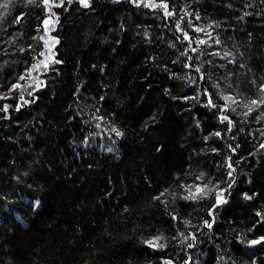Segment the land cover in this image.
Instances as JSON below:
<instances>
[{
	"label": "trees",
	"instance_id": "16d2710c",
	"mask_svg": "<svg viewBox=\"0 0 264 264\" xmlns=\"http://www.w3.org/2000/svg\"><path fill=\"white\" fill-rule=\"evenodd\" d=\"M4 3L0 264H264V0Z\"/></svg>",
	"mask_w": 264,
	"mask_h": 264
},
{
	"label": "snow or ice",
	"instance_id": "6c2138e0",
	"mask_svg": "<svg viewBox=\"0 0 264 264\" xmlns=\"http://www.w3.org/2000/svg\"><path fill=\"white\" fill-rule=\"evenodd\" d=\"M32 2H34V0H29V3H32ZM68 2L71 3L72 0H68ZM79 2L84 7H88V5H89V0H79ZM41 3L47 7L50 4V0H41ZM149 4L152 7H156L157 6V5L153 4V3H151V0H149ZM7 6H8L7 3L0 4V7H2V8H7ZM57 6H59V5H57ZM161 6H163L166 9V15L171 16L173 14L172 12L167 11V7H168L167 4H163ZM19 20H20V17H17V21H19ZM49 22L50 21L48 19H45L43 21L45 26H47L49 24ZM177 27H178V30H179V25ZM46 31H47V29H46ZM194 31L200 32V31H203V29L196 28V29H194ZM40 39L43 40L44 37H40ZM184 39L185 40H189L190 39L188 33H184ZM47 43H48V41L45 40V44L46 45H47ZM198 43L199 44H204V43H206V41L199 40ZM217 43H219V41H217ZM52 46L54 47V44ZM50 50L51 49H49V51ZM41 55H43V53H41ZM225 55H228V54L225 53ZM55 62L59 63L60 61L57 60ZM40 63H41V65H43V67H45V68L48 67V63H46L44 61H41ZM37 67H38V65H33V69L32 70H35ZM197 71H199V69H197ZM21 79H24V77L22 76ZM18 87H20V85H18V84L13 85V88H18ZM10 91H11V89H10ZM259 91L261 93H264V84H260L259 85ZM222 98L225 101V105L221 108L222 112L228 111L231 108L232 104L239 105L241 103L240 101L236 100L235 98H233L231 96H224ZM208 103L210 105H212L213 107L216 106L211 99H209ZM261 106H264V95H261L258 98L251 99L250 101L244 103L243 107H245L247 110L243 113V115L244 116H248L250 113H252L253 111H255L257 108H259ZM4 110L5 111L7 110V106H5ZM231 110L235 111L234 108H231ZM220 119L222 121H228L229 126H231L232 121L229 119L228 116H226V115L221 116ZM258 119H259V117H258ZM97 127H99V125H97ZM111 131L115 132L116 135H121V133L115 128H112ZM216 135H219V133H216ZM260 147L264 148V143H262L260 145ZM213 151H215V149ZM228 167L231 168L232 165L229 164ZM231 175H232V173L229 172V176H231ZM196 179L197 180H202L203 179V174H201V176L196 177ZM210 183L211 182L209 181L208 183H204V184L181 185V187L184 188L185 192L187 193V195H184L182 197V199L195 201V200L207 197L210 192L215 191L216 192V205H219V204L223 203L224 200H223L222 193H223L224 190L223 189H218L216 186L209 187ZM193 189H195V190L193 191ZM166 193H168V189H164L162 192L159 193V195L154 196L153 199L154 200H159L162 204H166V201L161 199V197H164L166 195ZM173 195H175V194H173ZM246 198H250V197H246ZM216 205H214V207ZM257 215H260V213H257ZM176 218L177 217L173 216L174 220ZM206 226L209 227V228L212 227V225L210 223H207V222H206ZM162 240H163L162 236H154L151 239L145 240L143 242L147 246L152 247V248H163V247H165V244L161 243ZM262 241H264V237H261V238H259L257 240H252L249 243L251 245H255V244L261 243ZM189 247H191V245H189ZM164 264H171V262L170 261H165Z\"/></svg>",
	"mask_w": 264,
	"mask_h": 264
},
{
	"label": "rangeland",
	"instance_id": "374dc122",
	"mask_svg": "<svg viewBox=\"0 0 264 264\" xmlns=\"http://www.w3.org/2000/svg\"><path fill=\"white\" fill-rule=\"evenodd\" d=\"M2 95H4V94H2Z\"/></svg>",
	"mask_w": 264,
	"mask_h": 264
}]
</instances>
